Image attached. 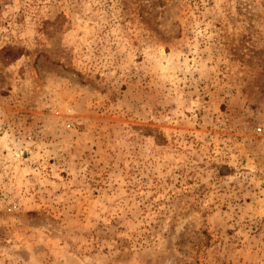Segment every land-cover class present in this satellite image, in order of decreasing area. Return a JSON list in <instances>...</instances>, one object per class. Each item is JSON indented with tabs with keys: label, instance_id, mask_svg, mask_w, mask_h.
Returning a JSON list of instances; mask_svg holds the SVG:
<instances>
[{
	"label": "rangeland",
	"instance_id": "obj_1",
	"mask_svg": "<svg viewBox=\"0 0 264 264\" xmlns=\"http://www.w3.org/2000/svg\"><path fill=\"white\" fill-rule=\"evenodd\" d=\"M0 264H264V0H0Z\"/></svg>",
	"mask_w": 264,
	"mask_h": 264
},
{
	"label": "built area",
	"instance_id": "obj_2",
	"mask_svg": "<svg viewBox=\"0 0 264 264\" xmlns=\"http://www.w3.org/2000/svg\"><path fill=\"white\" fill-rule=\"evenodd\" d=\"M261 130V129H260Z\"/></svg>",
	"mask_w": 264,
	"mask_h": 264
}]
</instances>
